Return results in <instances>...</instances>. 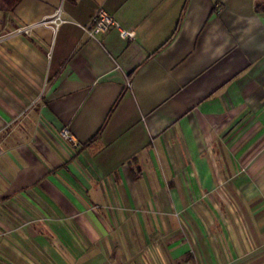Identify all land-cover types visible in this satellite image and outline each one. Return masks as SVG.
<instances>
[{
  "label": "crops",
  "instance_id": "obj_1",
  "mask_svg": "<svg viewBox=\"0 0 264 264\" xmlns=\"http://www.w3.org/2000/svg\"><path fill=\"white\" fill-rule=\"evenodd\" d=\"M262 3H0V264H264Z\"/></svg>",
  "mask_w": 264,
  "mask_h": 264
},
{
  "label": "built area",
  "instance_id": "obj_2",
  "mask_svg": "<svg viewBox=\"0 0 264 264\" xmlns=\"http://www.w3.org/2000/svg\"><path fill=\"white\" fill-rule=\"evenodd\" d=\"M64 22H66V18L63 16L60 7L54 11L52 16L42 21L43 24L49 25L52 28H57ZM114 27L119 29V35L122 38L132 39L135 35V31L133 30L122 29L115 19L102 8L97 10L91 17L85 30L90 36L95 37L97 34L105 33ZM24 30H26V28ZM62 135H68L66 130L62 131Z\"/></svg>",
  "mask_w": 264,
  "mask_h": 264
},
{
  "label": "trees",
  "instance_id": "obj_3",
  "mask_svg": "<svg viewBox=\"0 0 264 264\" xmlns=\"http://www.w3.org/2000/svg\"><path fill=\"white\" fill-rule=\"evenodd\" d=\"M20 0H0V3L7 8H13ZM257 8H264V3L257 5Z\"/></svg>",
  "mask_w": 264,
  "mask_h": 264
}]
</instances>
